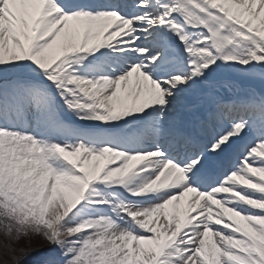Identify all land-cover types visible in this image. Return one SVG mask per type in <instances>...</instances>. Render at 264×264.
<instances>
[{"label": "snow or ice", "instance_id": "6c2138e0", "mask_svg": "<svg viewBox=\"0 0 264 264\" xmlns=\"http://www.w3.org/2000/svg\"><path fill=\"white\" fill-rule=\"evenodd\" d=\"M0 235L264 264V0H0Z\"/></svg>", "mask_w": 264, "mask_h": 264}, {"label": "rangeland", "instance_id": "374dc122", "mask_svg": "<svg viewBox=\"0 0 264 264\" xmlns=\"http://www.w3.org/2000/svg\"><path fill=\"white\" fill-rule=\"evenodd\" d=\"M40 237V238H39ZM3 240V236L0 235V241ZM44 240V238L42 236H35L32 235L30 237L27 238H22L20 240V242L16 245L17 248H24L27 250V254L24 256H21V261L22 259L25 257V259H28V256L31 254V252L37 251L38 249H45L47 247H49L48 245V241L45 239L46 244L42 245L40 242H42ZM30 241V243H29ZM18 256L21 255L19 252L16 253ZM0 259H9L6 256L2 255V252H0ZM26 264V263H23Z\"/></svg>", "mask_w": 264, "mask_h": 264}]
</instances>
